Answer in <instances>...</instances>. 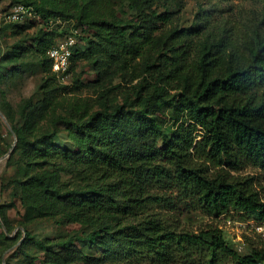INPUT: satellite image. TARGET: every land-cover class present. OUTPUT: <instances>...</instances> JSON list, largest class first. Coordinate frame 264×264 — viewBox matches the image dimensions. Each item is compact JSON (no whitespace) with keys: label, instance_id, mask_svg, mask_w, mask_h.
<instances>
[{"label":"trees","instance_id":"16d2710c","mask_svg":"<svg viewBox=\"0 0 264 264\" xmlns=\"http://www.w3.org/2000/svg\"><path fill=\"white\" fill-rule=\"evenodd\" d=\"M17 3L37 15L6 20ZM154 3L12 0L3 10L15 34L36 19L43 24L29 44L44 72L43 96L27 99L19 120L6 113L17 141L7 157L14 173L2 188L20 201L26 229L17 264L178 257L191 264H264V243L241 253L218 226L196 231L175 212L178 202L189 201L209 215L234 211L264 221L256 177L241 173L248 166L264 170V18L214 19L207 10L184 24L179 12ZM59 19H77L85 28L86 45L75 47L72 59L99 52V80L109 63L125 86L121 102L55 111L62 85L47 52L64 33L49 25ZM17 46L4 56L26 49ZM11 206L0 204V225L9 230ZM39 221L76 226L40 238L28 228ZM9 240L0 233L1 253Z\"/></svg>","mask_w":264,"mask_h":264},{"label":"rangeland","instance_id":"374dc122","mask_svg":"<svg viewBox=\"0 0 264 264\" xmlns=\"http://www.w3.org/2000/svg\"><path fill=\"white\" fill-rule=\"evenodd\" d=\"M12 0H0V148L3 154L0 155V204L14 203L9 208V215L13 219L14 227L9 230L2 223L0 233L7 235L10 246L1 253L4 245L0 246V264L11 262L17 264L22 254L19 245L26 237V229L19 224L24 213L19 200L15 199L11 191L3 190L2 184L14 173V167L7 165L8 153L15 144L16 133L13 131L12 123L7 114L13 115L16 120L20 119V109L27 99L33 97L35 100L43 96L40 89L44 72L40 59L31 47L33 35L43 25L36 19L33 25L21 33L15 34L13 28L3 18V10L9 7ZM154 8L158 10L170 9L179 12L182 23L189 24L197 14L202 11H212V17L220 18L229 14L240 22H257L264 18V0H155ZM26 20H29L28 18ZM50 26H59L63 34L58 38L69 35L70 29L77 26L79 35L77 43L73 47H85L86 40L81 38L84 34L83 26L77 19L52 20ZM68 31V33H66ZM58 40V39H57ZM17 45H24L18 55L8 54L12 47L20 49ZM73 55V52H72ZM70 60V67L64 75H57L58 82L62 85V91L55 101L54 109L57 113L66 112L71 107L89 104L91 107H98L103 102L115 104L121 102L124 97V83L120 75H113V67L105 63L107 72L101 80L94 61L99 52H87L81 57ZM136 82V80H135ZM7 113V114H6ZM65 134H63L64 136ZM65 137V136H64ZM201 139V136L198 137ZM243 174H253L256 179V186L264 195V170L248 166L242 170ZM179 210L175 211L182 221L190 228L199 231L202 228L218 226L222 229L225 238L239 252L247 253L251 250V243L260 245L264 243V234L255 228L253 219H247L240 214L230 211L220 216L209 215L202 209L192 206L189 201L177 203ZM74 224H53L46 221L29 223L28 228L32 234L43 238L47 235H61L73 228ZM34 250L43 251L41 244H37ZM183 257H178L169 262H158L153 259H146L140 262L113 261L102 264H191Z\"/></svg>","mask_w":264,"mask_h":264},{"label":"built area","instance_id":"2783aa9c","mask_svg":"<svg viewBox=\"0 0 264 264\" xmlns=\"http://www.w3.org/2000/svg\"><path fill=\"white\" fill-rule=\"evenodd\" d=\"M36 15L37 12L32 6L26 5L25 3H17L5 13V18L8 21L20 22L26 20L30 16ZM70 30L69 35L58 38L56 43L52 45L47 52L51 59L52 69L59 76L68 72L73 47L78 40L77 35H79V30L76 27H72ZM253 221L255 222L256 230L264 234V221L255 219H253Z\"/></svg>","mask_w":264,"mask_h":264},{"label":"water","instance_id":"95a60500","mask_svg":"<svg viewBox=\"0 0 264 264\" xmlns=\"http://www.w3.org/2000/svg\"><path fill=\"white\" fill-rule=\"evenodd\" d=\"M0 113H1V115L3 116V117H5V115L0 111ZM16 141H17V137H16V139H15V143H16ZM15 145V144H14ZM14 145H13V147H12V149H11V151L13 150V148H14ZM10 153H8L7 155H9Z\"/></svg>","mask_w":264,"mask_h":264}]
</instances>
